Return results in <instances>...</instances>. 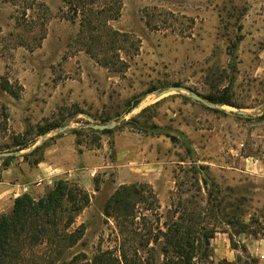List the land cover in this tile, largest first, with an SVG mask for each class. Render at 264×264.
Wrapping results in <instances>:
<instances>
[{
    "label": "rangeland",
    "instance_id": "rangeland-1",
    "mask_svg": "<svg viewBox=\"0 0 264 264\" xmlns=\"http://www.w3.org/2000/svg\"><path fill=\"white\" fill-rule=\"evenodd\" d=\"M170 85L215 107L157 94ZM118 149H128L132 172L120 170ZM8 150L20 153L0 157V214L14 194L37 197L58 178L89 192L72 251L123 242L131 259L161 264L166 223L179 212L196 221L221 191L237 208L202 214L213 237L191 264H264L241 242L264 239V0H83L76 11L69 0H0V152ZM200 165L206 184L194 176ZM124 178L152 179L159 207L138 202L122 228L102 209ZM222 238L231 259L215 250Z\"/></svg>",
    "mask_w": 264,
    "mask_h": 264
},
{
    "label": "trees",
    "instance_id": "trees-1",
    "mask_svg": "<svg viewBox=\"0 0 264 264\" xmlns=\"http://www.w3.org/2000/svg\"><path fill=\"white\" fill-rule=\"evenodd\" d=\"M69 4L76 11L83 0H69ZM105 5L101 11L106 9ZM86 10L92 9L84 7L83 12ZM139 100V97L133 98L126 110L133 108ZM89 130L97 133L109 129L95 130L89 127ZM201 169L202 165L195 166L194 176L198 181L199 174H202V181L206 184L207 178ZM94 189L97 190L96 185ZM214 200L217 201L216 207L202 208L196 221L192 216L185 217L178 211L177 220L166 223L169 232L164 233L166 242L161 247V264H191L202 244L208 245L213 237L212 232H205L202 214L206 216L213 212L221 219V216H227L230 210L237 208L232 203L225 205V196L221 195V191L217 192ZM141 201L147 202L146 210L159 207L157 196L147 183L121 184L108 196L102 212L105 217H113L117 225L123 228L125 218L136 217L135 207ZM89 202V192L65 178L56 179L37 197L29 192L15 196L10 211L0 214V264H31L36 259L40 264H142L127 255L123 242H119L115 249L98 248L92 253L72 251L84 233L83 223L75 226L76 218ZM193 225H197V228Z\"/></svg>",
    "mask_w": 264,
    "mask_h": 264
},
{
    "label": "crops",
    "instance_id": "crops-1",
    "mask_svg": "<svg viewBox=\"0 0 264 264\" xmlns=\"http://www.w3.org/2000/svg\"><path fill=\"white\" fill-rule=\"evenodd\" d=\"M127 150L128 149H118V152L116 153V157H117L118 160L124 159L121 162L122 167H120V170H126L128 172H132L130 170L131 169L134 170L136 168L134 167V169H133V167L130 166V162H133V160L131 159V156L127 157ZM154 151L155 150H152V153ZM126 159H128V160H126ZM103 166H105V165H103ZM134 176H136V175H134ZM147 179H148L147 180L148 183L147 182H141V183H147V184L151 183L152 184L153 180L150 179V178H147ZM131 182H132V178H129L128 180L125 179V178L124 179H118V186L121 185V184H129V183L131 184ZM151 187L154 190L156 196H158V193H157L155 187L154 186H151ZM14 188L15 187L11 186V187H9L8 191L13 190ZM87 188H89V187H87ZM14 195L16 196V195H18V193L14 194ZM222 239L226 242V244L223 243L224 246L223 245L222 246L221 245H217V247L215 248L216 252L224 253L226 256H231V257H229L230 259L233 258L232 256H233L234 249L229 247V241L227 239L226 240H225V238H222ZM241 242L245 244L246 249L248 250V252L250 254L259 255V257L264 258V239L263 238H261V237H258V238L257 237H249L248 236V237H243L241 239Z\"/></svg>",
    "mask_w": 264,
    "mask_h": 264
},
{
    "label": "water",
    "instance_id": "water-1",
    "mask_svg": "<svg viewBox=\"0 0 264 264\" xmlns=\"http://www.w3.org/2000/svg\"><path fill=\"white\" fill-rule=\"evenodd\" d=\"M172 90L173 91H179V92H182V93L185 92L184 94H186L187 96H189L192 99H194V101L199 102V103H202V104H204L206 106H209V107H215L214 104L206 101L198 93L193 92L190 89H188L186 87H183V86H180V85H170L167 88L158 91L157 94L158 95H161V94H163L165 92L172 91ZM239 112L241 113L242 111H239ZM87 118L89 120H91V118L89 116H87ZM114 125H115L114 122H112V123H93V124H90L89 127L93 128L95 130H104V129L112 128V127H114ZM67 127H69V125H65L64 127H61L58 130L59 131H62V130H64ZM18 153H20V152L19 151H11V150L1 151L0 152V157L10 156V155H13V154H18Z\"/></svg>",
    "mask_w": 264,
    "mask_h": 264
}]
</instances>
